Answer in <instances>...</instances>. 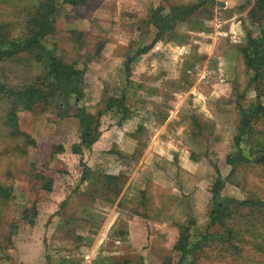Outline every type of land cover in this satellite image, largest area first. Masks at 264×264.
<instances>
[{
	"label": "rangeland",
	"instance_id": "1",
	"mask_svg": "<svg viewBox=\"0 0 264 264\" xmlns=\"http://www.w3.org/2000/svg\"><path fill=\"white\" fill-rule=\"evenodd\" d=\"M197 1L87 0L84 7L60 4L53 15L56 27L62 32L81 30L85 35V46L77 50L60 36L50 38L64 54V60L81 65L87 55H93L99 41L104 43L85 71L82 103L90 112L99 108L98 101L103 95L121 96L125 90L124 55L131 47L130 51L152 40V30L146 34L140 23L148 10L160 3L167 9L170 3ZM213 1L217 4L201 5L189 20L178 22L172 33L163 35V39L137 58L131 76L137 89L126 94L133 117L119 129L103 117L98 141L80 154L70 150L78 141L77 121L73 117L60 118L50 109L21 111L19 128L36 141L34 146L9 133L3 124L8 103L0 100V183L12 187L16 195L0 201V264H87L99 255L103 264H176L177 256L170 245L174 237L160 235V227L155 228L154 221L150 223L146 239L135 231L133 242L126 231L120 234L116 227L124 229L129 214H133L131 210L141 212L139 190L146 181L151 185L149 201L170 200V190H162L164 187L185 192L189 203L178 217L185 216L182 220L185 221L191 215L203 224L215 177L213 164L222 169L223 176L229 170L225 156L236 152L232 142L238 121L236 97L245 90L242 104L247 105L254 99V93L247 89L248 77L238 47L245 41L246 30L256 33L257 27L249 17L254 0ZM219 1L224 4L221 6ZM35 2L0 0V19L19 22L25 12L23 7ZM29 70L31 74L35 72L34 68ZM18 71H25L24 67H18ZM133 133L137 141L130 136ZM111 141L129 154L142 148L138 146L140 143L147 145L141 154L135 152V159H122L103 152ZM58 144L64 151L51 156L50 146ZM151 153L161 173L154 171L155 166L149 160ZM194 156L198 161L187 170ZM80 159L101 172L120 170L118 165L124 164L125 182L117 198L109 195L112 200L104 197H96L94 203L89 200L82 192L86 182L79 184ZM178 161L185 165V170L176 166ZM244 172L239 167L226 180L222 193L242 197ZM38 174L52 180L50 191L41 186L45 180L39 179ZM77 186L80 190L73 193ZM27 199L37 203L38 214L33 226L20 215ZM65 199L68 200L62 208L61 202ZM117 200L119 204H114ZM115 206L122 213L101 237L98 252L90 251V243L84 245L78 236L84 233L90 237L97 229L91 222H103L106 212ZM12 222L17 230L7 242L5 238ZM59 222L63 225L59 226ZM141 225L135 224L137 228ZM174 228L177 238L178 230ZM116 238L119 243H115Z\"/></svg>",
	"mask_w": 264,
	"mask_h": 264
},
{
	"label": "trees",
	"instance_id": "2",
	"mask_svg": "<svg viewBox=\"0 0 264 264\" xmlns=\"http://www.w3.org/2000/svg\"><path fill=\"white\" fill-rule=\"evenodd\" d=\"M206 2L217 4L213 0H199L195 3H170L167 9L162 4L151 7L147 17L140 21L146 34L152 30L151 43L130 51L131 47L126 52L123 66L125 90L118 97L103 95L98 101L99 108L93 113L82 103L85 98V71L104 43L99 41L93 55H87L78 65L75 61L64 60V54L56 48L57 44L50 41L51 37L60 36L62 41L76 50L85 46L83 31H60L53 15L60 4L84 7L87 0H36L31 6L27 4L23 7L25 12L19 22L0 19V100L8 103L3 124L15 138H22L27 144L37 146L34 139L20 130L19 113L36 108L50 109L60 118L73 117L77 121L78 141L71 145L72 153L80 154L84 149L91 148L101 135L103 117L110 119L117 129L133 117L134 112L127 103L126 94L129 90L135 93L137 89L131 79L137 58L163 39V35L172 33L178 22L189 20ZM249 17L257 31L246 30L245 41L238 51L248 77L247 89L254 93V99L243 105L241 99L245 97V90L236 97L238 121L232 137L236 152L225 156L229 166L225 176L222 169L213 164L215 177L209 190V207L204 223H197L191 215H187L185 221L174 222L178 230L172 246L177 256L176 264H264V0H254ZM203 24L202 30L205 31ZM18 67H24L25 71H18ZM32 68L35 69L33 74L29 70ZM20 76L22 79H16ZM130 136L137 140L136 133ZM138 146L142 147L143 144ZM50 148L51 156L64 151L60 144ZM102 150L122 159H130L136 151L139 152V148L131 154L122 151L114 141ZM79 164V184L86 182L82 192L90 201L94 203L96 197L112 200L109 195L117 198L125 182L122 175L93 169L82 159ZM239 167L245 169L242 197L223 194L226 180ZM37 177L45 180L44 174ZM51 182V179H46L41 186L50 191ZM150 186L146 181V185L139 190L138 206L142 208L141 212H131L140 218L160 222L166 218L177 197L168 193L170 200L161 198L149 201ZM79 190L77 186L73 193ZM15 196L12 187L0 183V201ZM29 200H26L20 215L23 221L33 226L38 209L36 201ZM67 200L61 202L62 208ZM62 225L59 222V226ZM16 230V224L12 222L5 238L7 242ZM78 238L82 240L81 236Z\"/></svg>",
	"mask_w": 264,
	"mask_h": 264
},
{
	"label": "crops",
	"instance_id": "3",
	"mask_svg": "<svg viewBox=\"0 0 264 264\" xmlns=\"http://www.w3.org/2000/svg\"><path fill=\"white\" fill-rule=\"evenodd\" d=\"M149 1H152V0H149ZM170 1V0H169ZM161 4V3H160ZM218 4H220L221 6L224 4H222L220 1H219V3ZM159 5V4H158ZM162 5H163V3H162ZM164 6V5H163ZM115 96V95H114ZM118 96H120V95H118ZM117 96V97H118ZM120 133H121V131H120ZM137 141V140H136ZM146 145H147V143H143V146H142V148H139V153L141 154V152L143 151L142 149L144 148V147H146ZM120 150H122V151H125L123 148H119ZM125 152H127V151H125ZM157 152V151H156ZM191 153H189V155H190ZM149 155H151V157H150V162L155 166L154 167V171H157V172H159V173H161V171L158 169V167H157V165H156V161L154 162L153 161V156H154V154L153 153H151V154H149ZM148 155V156H149ZM177 155V154H176ZM180 156H182V155H180ZM191 156V155H190ZM141 158V157H140ZM190 159V158H189ZM193 160V161H192ZM135 161V160H134ZM137 161V160H136ZM197 158H196V156H194V158H192L191 157V162H192V165H190V166H187L186 168H187V170H190V169H192L194 166H195V164L194 163H197ZM141 163V162H140ZM180 166V169L181 170H185L184 169V164L183 163H179V161H178V163L176 164V166ZM118 166H120V170L117 168H115L114 170H112V171H108V170H106V172L107 173H111V174H117V175H122L123 176V178L126 176V175H124V173H122V170H123V166H124V164H119ZM180 170V171H181ZM127 174V173H126ZM125 179V178H124ZM127 179V178H126ZM129 179V178H128ZM151 180V179H150ZM130 181H131V179L129 180V182L127 183V184H129L130 183ZM161 186H164V185H161ZM161 186H159L160 188H161ZM167 186V185H166ZM163 189H166V190H170V193L171 194H173V195H175L176 197H177V200L174 202V204L172 205V207L170 208V210H169V212H168V215L166 216V218L164 219V220H162V221H158V222H154V224L156 225V227L155 228H159L160 230L158 231V233L160 234V235H164L165 234V236L166 237H174V239L172 240V241H170L171 243H170V245L172 244H174L175 243V239H176V236L175 235H177V231L175 230V228H174V226L172 225V223L173 222H177L178 220L179 221H182L183 220V218L185 217H183V216H180V217H178V215H179V213H181V215H183V213H184V210H185V204L186 203H189L188 202V198H187V195H186V193L185 192H181V193H178V192H176V190H174L173 188H163ZM172 189V190H171ZM116 203H118V200L114 203V204H116ZM110 211L111 212H106V218H104V220H103V222H98V223H93V221L91 222L92 223V226L94 225V226H96L97 227V229H94L95 230V232L94 233H88V234H90V237H86L85 236V234L84 233H80V236L82 237V240H81V242L82 243H84V245H86V246H88L89 245V243H90V251H93V252H98V251H96V250H98L97 248H99V244H100V242H101V240H102V236L104 235V233H106L111 227H112V225L114 224V222H115V220L117 221L118 220V215L120 214V212L122 213V210H120V208H119V206L117 207V206H115V207H113V209L112 208H110ZM94 212H96L97 213V211H94ZM115 213V214H114ZM109 214H111V215H109ZM130 215V218L128 217V222H126V224H125V227H124V229H123V227H122V229H118V227H116V230H119L118 232L120 233V234H123V231H126V235H128V238L130 239V242H133V240H132V238H133V236H134V234H135V231H137L138 233H140V235H141V237L143 238L144 237V239H146V235H147V232H148V229H150V223H152L151 222V220H147V219H143V218H140L139 216H136V215H134V214H129ZM113 218V219H112ZM92 220V219H91ZM171 221V222H170ZM111 222V223H110ZM142 224L141 225V227H139V228H137L136 226H135V224ZM111 224V225H110ZM118 226V225H117ZM135 227V228H134ZM122 230V231H121ZM118 233V234H119ZM167 234V235H166ZM87 241H89L88 243H86ZM120 241H119V239L118 238H116V240H115V243H119ZM136 242V240L134 239V243ZM143 244V243H142ZM82 245V244H81ZM113 252H115V251H113ZM101 258V255H99V256H96V259H94V261H90V262H88L87 264H103V261H101L102 259H100ZM106 260H109L110 261V259L109 258H105ZM97 260V261H96ZM99 260V261H98ZM104 260V259H103ZM59 264V263H58ZM65 264H70V263H65Z\"/></svg>",
	"mask_w": 264,
	"mask_h": 264
}]
</instances>
